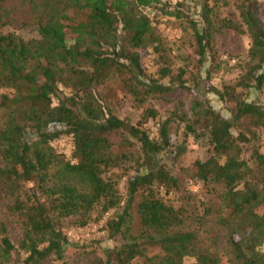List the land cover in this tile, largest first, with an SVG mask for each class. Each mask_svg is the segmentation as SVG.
Returning a JSON list of instances; mask_svg holds the SVG:
<instances>
[{
    "label": "trees",
    "instance_id": "16d2710c",
    "mask_svg": "<svg viewBox=\"0 0 264 264\" xmlns=\"http://www.w3.org/2000/svg\"><path fill=\"white\" fill-rule=\"evenodd\" d=\"M258 4L242 0L241 21L222 22L246 29L251 46L243 75L218 89L208 82L211 71L202 75L215 46L208 0L202 22L190 21L199 56L190 77L186 68L172 72L164 40L143 10L183 18V1L0 0V204L20 229L15 242L0 206V264L48 258L67 264L63 220L77 217L76 225H88L99 205L103 217L115 209L104 227L122 242L104 247L93 264H264V153L253 147L242 156L252 139L233 131L245 118L264 128V106L242 95L264 86ZM23 29L35 35L23 36ZM152 45L166 62L157 78L143 62ZM113 83L117 88L110 89ZM178 88L192 91L188 111L163 119L147 107L136 123L115 112L116 89L142 106ZM211 92L234 104L230 116L210 102ZM158 116L159 135L151 138L144 125ZM181 129L184 137L204 139L210 150L207 159L185 169L205 189L199 202L177 172L187 151L178 141ZM64 135L73 139L70 158L53 145ZM210 218L216 232L205 227Z\"/></svg>",
    "mask_w": 264,
    "mask_h": 264
},
{
    "label": "rangeland",
    "instance_id": "374dc122",
    "mask_svg": "<svg viewBox=\"0 0 264 264\" xmlns=\"http://www.w3.org/2000/svg\"><path fill=\"white\" fill-rule=\"evenodd\" d=\"M179 1L184 2L181 9L184 12L183 18L166 16L159 9L154 7H147L143 10L153 19L158 30L157 32L161 34L164 40L167 49V58L169 59L168 63L170 64L169 67L172 72L177 73L179 68H186L189 69L186 76L190 77L191 73L196 71V63L199 59L197 55V41L190 21L194 19L196 22H202V3L204 0H170L173 6L177 5ZM241 1L242 0H208V5L213 9L212 18L214 22H216V30L213 34V43L215 46L212 55L210 54L208 56V62L203 65L202 75L205 77L207 76V71H211L208 82L218 89H222L224 84L235 83L236 80L243 75L245 66L249 60L248 54L251 46V38L245 26L244 32L222 26L224 20H233L236 23L241 21L240 12L238 10ZM258 16L264 23V0H259ZM19 32L26 37L35 35V32L30 29H23ZM143 62L147 74L156 78L159 76L160 68L166 65V62L155 52L153 45L148 48L147 54L144 55ZM212 64L217 65L215 69H212ZM168 79H170V77H166L162 80L168 81ZM110 86V89L117 88L114 83ZM238 90L242 91V88L239 87ZM116 92L118 98L115 100V112L122 119L132 123H136L140 120L143 110L147 107L156 108L163 119L174 111H188L189 101L193 95L192 91L178 88L161 97L152 98L142 106H138L132 97L124 95L117 89ZM243 94H247L249 99L255 100L264 106V86L260 90L253 88L245 89L242 91V95ZM207 97L214 107L223 115L230 116V110L234 107L232 102L221 99L215 92L208 93ZM159 126L160 121L158 116L156 119H150L146 122L144 128L151 135V138H157L159 135ZM233 131L235 135L243 132L248 135V138L250 137L252 139L251 142L245 144V152L242 156L248 157L253 147H259V150L264 153V128L255 127L251 124L250 119L245 118L236 123ZM183 140L187 145V151L178 160L177 172L183 178L186 187L194 193H197L195 200L199 202L201 198L205 197V189L201 188L202 184L200 182L190 178L185 169L191 168L197 160L207 159L210 155V150L204 139L198 140L193 135L184 137L181 129L178 141L183 142ZM53 145L58 151L65 153L67 157L70 158L72 156L74 148L72 136L64 135L57 138L53 141ZM136 149L137 147L135 150ZM131 163L132 162H127L126 165H128L129 174L133 175L134 167L131 166ZM120 171L121 170H119V172ZM125 184L126 178L121 179L119 187L124 198L126 189ZM169 197H172L174 200L178 198L174 194H170ZM192 205H195L194 201ZM0 206L2 207V215L10 225L12 239L17 242L20 229L6 213L5 207L2 204H0ZM201 211L202 207H199V210H196L193 216L198 217ZM113 214H115V209L111 210L103 217L104 214L102 215V208L99 205L92 213V219L88 225H76L75 220L77 217L63 220V225L70 241L69 246L66 248L67 264H93L103 255L104 247H112L122 242V238L120 237H110L108 231L104 227L105 219ZM193 221L194 226H198V222L195 220ZM190 223H192L191 219ZM205 227L212 232H216L217 229L219 230L211 218L206 222ZM221 243L222 240L219 245ZM151 252L153 251L151 250ZM187 262L192 263L193 260L190 259ZM38 264H62V262L55 258H48ZM137 264L148 263L140 260Z\"/></svg>",
    "mask_w": 264,
    "mask_h": 264
}]
</instances>
